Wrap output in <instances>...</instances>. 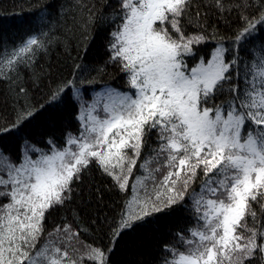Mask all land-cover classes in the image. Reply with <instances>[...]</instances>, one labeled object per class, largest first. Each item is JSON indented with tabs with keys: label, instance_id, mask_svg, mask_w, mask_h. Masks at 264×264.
<instances>
[{
	"label": "snow or ice",
	"instance_id": "obj_1",
	"mask_svg": "<svg viewBox=\"0 0 264 264\" xmlns=\"http://www.w3.org/2000/svg\"><path fill=\"white\" fill-rule=\"evenodd\" d=\"M51 7L19 39L0 35V85L14 105L0 140L69 101L79 129L62 145L24 137L15 156L0 147V264H112L122 236L178 210L190 226L158 264H264V0H104L101 10L74 0L78 16ZM76 31L85 55L93 32L107 33L105 67L128 91L87 89L99 81L81 63L37 108L28 82L39 87L40 60ZM93 166L123 201L94 219L98 243L75 209L47 226Z\"/></svg>",
	"mask_w": 264,
	"mask_h": 264
},
{
	"label": "trees",
	"instance_id": "obj_2",
	"mask_svg": "<svg viewBox=\"0 0 264 264\" xmlns=\"http://www.w3.org/2000/svg\"><path fill=\"white\" fill-rule=\"evenodd\" d=\"M85 4L91 6L94 2L97 10H101L104 0H83ZM64 4L73 9L71 15L78 16L74 9V0H0V35L6 39H19L33 24L38 23L34 19L35 14L47 5H51V11L55 12ZM69 24L71 18L69 17ZM221 33L225 32L223 21L219 24ZM63 28L61 35H64ZM68 42L54 46L47 57L40 60L38 71L42 74V82L39 87H34L31 81L27 87L30 93V101L37 108L44 105L51 91L62 81L73 79L77 64L88 66L92 76H96L98 83L86 85L87 89L95 88L100 90L104 85H109L122 91H128L125 78L122 73L111 65L105 67L106 37L105 32H93L94 39L85 55L84 44L79 41V32L75 36L67 33ZM201 55L207 54L208 48ZM105 67V71L99 73L98 70ZM91 96V91L87 92ZM21 104L24 103L22 100ZM13 95L7 85H0V122L13 118ZM79 124L75 118V108L72 103L67 102L62 110L45 109L43 115L29 124L20 138L0 140V147L11 152L14 156L18 154L24 137H30L33 141H46L48 137L63 144L64 136L68 132L76 133ZM155 144V137L152 138ZM147 154V153H145ZM110 180L102 177L98 169L93 166L92 171L86 174L82 183L79 184L77 196L68 211L59 210L53 212L47 220V226L51 229L55 224L60 223L62 217L72 218V210L79 213L81 222L93 228L92 234H84L83 238L88 243L100 240V232L97 225L93 223L96 217L101 219L105 215L111 216L122 204L121 193L115 189L109 190ZM99 189V191H97ZM190 226V218L183 211H176L171 215H162L154 222L144 225L134 232L122 236L116 245L112 256V264H158L160 250L164 243L172 240L173 234L180 230H186ZM107 244L108 241L104 240Z\"/></svg>",
	"mask_w": 264,
	"mask_h": 264
}]
</instances>
